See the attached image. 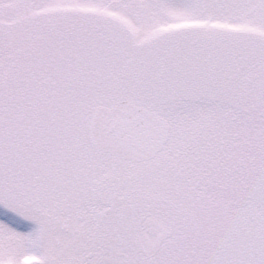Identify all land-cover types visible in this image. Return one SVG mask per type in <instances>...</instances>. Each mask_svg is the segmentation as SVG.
<instances>
[{
    "label": "snow or ice",
    "instance_id": "snow-or-ice-1",
    "mask_svg": "<svg viewBox=\"0 0 264 264\" xmlns=\"http://www.w3.org/2000/svg\"><path fill=\"white\" fill-rule=\"evenodd\" d=\"M0 264H264V0H0Z\"/></svg>",
    "mask_w": 264,
    "mask_h": 264
}]
</instances>
